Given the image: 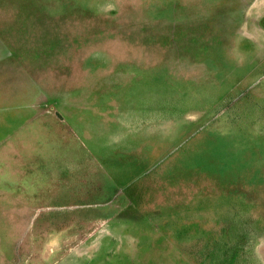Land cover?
I'll use <instances>...</instances> for the list:
<instances>
[{"label":"rangeland","instance_id":"rangeland-1","mask_svg":"<svg viewBox=\"0 0 264 264\" xmlns=\"http://www.w3.org/2000/svg\"><path fill=\"white\" fill-rule=\"evenodd\" d=\"M0 264H264V0H0Z\"/></svg>","mask_w":264,"mask_h":264},{"label":"crops","instance_id":"crops-1","mask_svg":"<svg viewBox=\"0 0 264 264\" xmlns=\"http://www.w3.org/2000/svg\"><path fill=\"white\" fill-rule=\"evenodd\" d=\"M12 188H13V187H12ZM9 189H10V188H7V189H6V190H7V194L12 193V192H14V193L16 192V191H15L16 189H13L12 191H9ZM16 193H17V192H16ZM8 196H9V195H8ZM11 196H13V197H12L13 199H12L10 196H9V197L12 199V201H16V202H15V203L6 204V205H13V206H14V205H16V206H28V205H29L28 203H25V202H24V199L22 198V196H20L21 198H20V197H15V195H13V194H12ZM17 201H21V202H17ZM19 219H20V220H19ZM19 219L17 220V222H24V218H23V217H21V218H19Z\"/></svg>","mask_w":264,"mask_h":264}]
</instances>
